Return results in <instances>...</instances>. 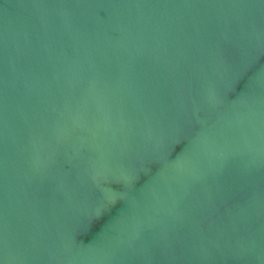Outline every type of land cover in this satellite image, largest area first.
Wrapping results in <instances>:
<instances>
[{"label": "water", "instance_id": "water-1", "mask_svg": "<svg viewBox=\"0 0 264 264\" xmlns=\"http://www.w3.org/2000/svg\"><path fill=\"white\" fill-rule=\"evenodd\" d=\"M0 264H264V0H0Z\"/></svg>", "mask_w": 264, "mask_h": 264}]
</instances>
